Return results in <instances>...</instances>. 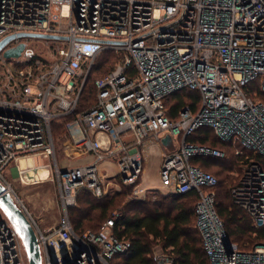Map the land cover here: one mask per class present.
Masks as SVG:
<instances>
[{"label": "built area", "instance_id": "built-area-1", "mask_svg": "<svg viewBox=\"0 0 264 264\" xmlns=\"http://www.w3.org/2000/svg\"><path fill=\"white\" fill-rule=\"evenodd\" d=\"M10 36L16 38L0 51V181L19 199L8 173L26 178L31 159L52 161L48 179L53 175L57 185L59 224L42 229L22 203L43 264H114L130 252L132 243L115 231L120 213L98 233L80 235L69 210L83 191L97 199L108 195L100 173L107 160H116L125 184H136L135 195L143 193L137 183L143 149L167 136L179 147L164 154L161 181L174 193L199 194L197 227L210 264H264V242L242 250L228 241L213 190L219 180L193 163L196 156L225 158V152L188 141L209 127L222 142L241 145L235 154L243 172L231 197L255 228H263L264 166L254 157H264V103L258 98L264 94V0H0V43ZM21 44L20 57L5 56ZM106 53L119 60L95 80L96 103L78 112L91 71ZM184 90L197 92L200 105L197 111L184 107L174 120L166 98ZM66 118L62 165L53 128ZM76 152L92 158L75 164L70 153ZM152 259L175 264L161 248ZM0 264H29L1 208Z\"/></svg>", "mask_w": 264, "mask_h": 264}, {"label": "trees", "instance_id": "trees-1", "mask_svg": "<svg viewBox=\"0 0 264 264\" xmlns=\"http://www.w3.org/2000/svg\"><path fill=\"white\" fill-rule=\"evenodd\" d=\"M117 60H119V55L106 53L94 65L82 93L78 112L86 110L96 103L95 80L111 72L115 68ZM258 98L264 100V94H259ZM166 104L170 117L176 120L179 117V112L186 106L197 111L200 105V96L197 92L184 90L167 97ZM69 120L70 118H66L63 123L55 122L54 136L57 131L65 132L64 123ZM188 141L225 152V158L196 156L193 159L196 166L214 174L218 180L217 174L220 172L228 174L231 178L230 183L235 180L231 173L240 168L242 174V158L235 154L238 149H241L239 143L234 145L233 142H222L214 130L209 127L200 128L188 137ZM245 154L253 156L248 151H245ZM254 158L256 162L264 166L263 156L258 155ZM220 161L222 162L218 163ZM239 178L240 174L237 181ZM116 180L122 182L120 177ZM230 183H228L224 194L219 191L220 180L213 189L216 192V210L223 220L230 240L232 242L239 240L243 242L242 244L249 241L253 244L256 240L264 242V227L259 230L251 228V218L233 203L231 190L229 192L228 189ZM127 194L116 191L114 194L109 193L107 196L97 199L91 193L83 191L78 198L77 206L69 210L75 231L80 235L88 230L98 233L105 221L112 216V213H115L112 209L124 205L126 212H123L116 221L115 231L120 239L125 238L132 243V249L125 255L117 256L114 264H155L152 254L157 248L168 251L175 259V264H210L204 250L203 237L197 227L196 205L200 200L197 192L166 193L161 196L160 201L132 199L125 203L124 199ZM220 198H225V202ZM252 231L257 234L255 238L252 233L250 234ZM240 249L242 248L240 247Z\"/></svg>", "mask_w": 264, "mask_h": 264}, {"label": "rangeland", "instance_id": "rangeland-1", "mask_svg": "<svg viewBox=\"0 0 264 264\" xmlns=\"http://www.w3.org/2000/svg\"><path fill=\"white\" fill-rule=\"evenodd\" d=\"M35 42V39L32 40ZM264 103V100H261ZM55 140L57 143V156L58 160L60 161V164L63 165V160L65 158V151L66 147L64 138V133L57 131ZM179 144L177 141L173 140L171 138L170 145L167 147L166 153L174 152L178 149ZM158 148H153L151 154L149 156H146L145 159V170L143 173V186L148 187L150 185H154L153 189H157V191H145L140 196L135 195V185H127L123 182L122 177L119 176L122 180L120 182L119 180H107L104 179V182L106 185L110 186V194H114L116 191L128 193L124 199V202H129L132 199H139V200H151V201H160L162 198V195H165L168 190L166 189L165 185L161 182L160 178V162L161 159L163 161V158H161ZM231 154V153H230ZM73 159V158H72ZM32 160V159H31ZM78 160V159H77ZM73 162H76V160H73ZM222 161L218 162L221 163ZM34 170L39 171L40 168H45L51 171L53 173L52 161L42 158V157H36L34 160H32ZM15 167V166H14ZM239 167V166H238ZM32 169V170H33ZM28 172V170H27ZM27 172L26 176L27 177ZM104 172L107 174L106 178H112L115 175L119 174V167L117 163L111 162V161H103L100 164V173ZM217 173V171H216ZM241 176V169H237V171H234L231 173L232 177L235 179L233 183H230L231 178L228 176L225 172H220L218 175L219 180L221 182V186L219 187V191H221V194H224L226 191V187L229 184V192L232 188V186L235 185L238 179V175ZM7 180L10 183L11 189L14 191L16 196L19 198V200L23 203V205L27 208L28 212L32 216V218L35 220V222L42 228V229H49L55 227L59 223L60 220V204L57 196V185L56 182L53 181V175L49 177L45 182L42 180L29 182L28 179L22 176V178L13 176L11 173H8ZM109 182V183H108ZM139 183V180L137 181ZM147 189V188H146ZM152 189V188H151ZM129 194H131L129 196ZM129 196V197H128ZM222 197V196H221ZM222 201L225 202V198H220ZM112 211L115 213L122 214L123 212H126L124 210V205L119 208H113ZM113 215V213H112ZM251 228H255L253 223L250 224ZM256 230H259L255 228ZM248 233V232H247ZM253 234V238L257 236V234H254L255 231L250 232V234ZM235 239V238H233ZM235 241V240H234ZM233 241V242H234ZM244 241V240H242ZM234 243L238 244L242 249L244 250H251L253 247H255L259 243H263L260 241L254 242H240L239 240H236Z\"/></svg>", "mask_w": 264, "mask_h": 264}, {"label": "water", "instance_id": "water-1", "mask_svg": "<svg viewBox=\"0 0 264 264\" xmlns=\"http://www.w3.org/2000/svg\"><path fill=\"white\" fill-rule=\"evenodd\" d=\"M18 37H39V38H56L51 36H34L29 34H19ZM15 36H10L0 43V51L8 45ZM58 39V38H57ZM24 46L21 44L16 49L8 50L5 52V56L8 59L18 58L21 56ZM171 142V137L167 136L163 139V144L168 146ZM0 208L5 213L9 221L12 223L16 231L18 232L26 252V256L29 264H43L41 249L38 241V237L32 221L25 212L22 202L11 195L9 190L0 181ZM228 235V234H227ZM228 241L230 238L228 236Z\"/></svg>", "mask_w": 264, "mask_h": 264}, {"label": "crops", "instance_id": "crops-1", "mask_svg": "<svg viewBox=\"0 0 264 264\" xmlns=\"http://www.w3.org/2000/svg\"><path fill=\"white\" fill-rule=\"evenodd\" d=\"M170 145V144H169ZM168 145V146H169ZM65 147H66V144L64 145ZM168 146H166V145H164L163 144V142L162 143H157V142H153V141H151V140H149L148 142H147V144H146V146L144 147V149H143V157H144V169H143V173H144V170H145V159L147 158L146 156H149L150 154H151V152H152V150H153V148H158L160 151H159V153H160V156H161V158H163V156H164V154L166 153V150H167V147ZM70 155L72 156V158H73V160H76V162H74L75 164H81V163H83V162H87V160H90L91 158H92V156H79V153H75V154H71L70 153ZM78 159V160H77ZM63 160V162H65V161H67V158H66V152H65V158L64 159H62ZM107 161H111V162H115V163H117L116 162V160H107ZM161 165H162V159H161V162H160V172H161ZM143 173H142V176L140 177V179H139V183H138V185H139V187L143 190V193H145V191H152V190H157V189H153V186L154 185H150V186H148V187H144L143 186V179H142V177H143ZM102 175H103V178L104 179H107V180H110V182H111V180L113 181V180H116L119 176H120V173L119 174H117V175H115L114 177H112V178H106L107 177V174H105L104 172H102L101 173ZM161 178V177H160ZM162 182V181H161ZM109 183V182H108ZM108 186V185H107ZM109 187L110 186H108V189H109ZM147 188V189H146ZM152 188V189H151ZM166 189L168 190L167 192H165V193H174V192H172L170 189H168L167 187H166ZM110 190L111 189H109V193H110ZM108 193V194H109ZM143 193H141L140 195H142ZM140 195H136V196H140ZM60 208V218H61V214H62V211H61V207H59ZM60 221V220H59ZM59 224V223H58ZM57 224V225H58ZM57 225H55V227L57 226Z\"/></svg>", "mask_w": 264, "mask_h": 264}, {"label": "bare ground", "instance_id": "bare-ground-1", "mask_svg": "<svg viewBox=\"0 0 264 264\" xmlns=\"http://www.w3.org/2000/svg\"><path fill=\"white\" fill-rule=\"evenodd\" d=\"M29 164L31 165V167H34L33 166V163H32V160L29 161ZM22 168L27 169V162L22 160ZM33 168H31L30 170H28L27 172V177L26 179H29V180H42V181H46L48 179V175H49V171L45 168H40L39 171H36V170H32Z\"/></svg>", "mask_w": 264, "mask_h": 264}]
</instances>
